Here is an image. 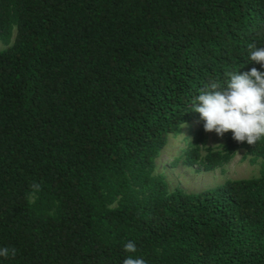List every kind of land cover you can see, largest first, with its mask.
<instances>
[{"label": "trees", "instance_id": "trees-1", "mask_svg": "<svg viewBox=\"0 0 264 264\" xmlns=\"http://www.w3.org/2000/svg\"><path fill=\"white\" fill-rule=\"evenodd\" d=\"M262 34L264 0H0V264H122L130 240L146 264H264V170L197 193L152 174L193 121L184 163L264 160L230 131L201 158L191 111L264 72Z\"/></svg>", "mask_w": 264, "mask_h": 264}, {"label": "clouds", "instance_id": "clouds-1", "mask_svg": "<svg viewBox=\"0 0 264 264\" xmlns=\"http://www.w3.org/2000/svg\"><path fill=\"white\" fill-rule=\"evenodd\" d=\"M248 48L250 60L264 67V47L253 43ZM229 77L226 84L212 80L206 89H201L191 111L200 114L205 132H215L222 138L230 131L238 143L255 145L264 138V72L253 67L248 72L229 73ZM32 188L39 191L40 185L33 184ZM137 250L134 241L125 243L124 251L130 255L122 264H146L143 258L134 256ZM10 255H16L15 248L0 247V257Z\"/></svg>", "mask_w": 264, "mask_h": 264}, {"label": "rangeland", "instance_id": "rangeland-1", "mask_svg": "<svg viewBox=\"0 0 264 264\" xmlns=\"http://www.w3.org/2000/svg\"><path fill=\"white\" fill-rule=\"evenodd\" d=\"M6 45L0 43V50ZM198 121L182 126L175 136L169 135L165 147L159 153L153 164V175H160L166 185V191L179 189L184 193H197L221 185L229 180L249 179L259 176L264 170V160L246 155L242 149L236 150L232 157L211 170H204L198 161L184 163L182 152L190 143L189 133L195 128ZM204 144L196 143L197 154L202 158L205 149L221 152L222 139L215 132H205L203 128ZM192 145V144H191Z\"/></svg>", "mask_w": 264, "mask_h": 264}]
</instances>
